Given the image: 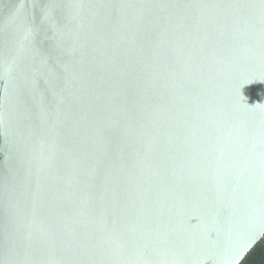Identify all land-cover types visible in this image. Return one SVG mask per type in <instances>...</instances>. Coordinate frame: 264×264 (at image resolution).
<instances>
[{
	"label": "water",
	"instance_id": "water-1",
	"mask_svg": "<svg viewBox=\"0 0 264 264\" xmlns=\"http://www.w3.org/2000/svg\"><path fill=\"white\" fill-rule=\"evenodd\" d=\"M263 237L264 0H0V264Z\"/></svg>",
	"mask_w": 264,
	"mask_h": 264
},
{
	"label": "trees",
	"instance_id": "trees-1",
	"mask_svg": "<svg viewBox=\"0 0 264 264\" xmlns=\"http://www.w3.org/2000/svg\"><path fill=\"white\" fill-rule=\"evenodd\" d=\"M240 264H264V237L252 248Z\"/></svg>",
	"mask_w": 264,
	"mask_h": 264
}]
</instances>
